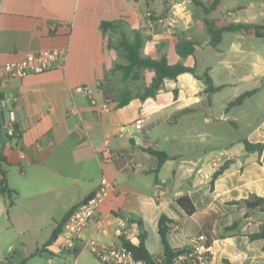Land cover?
<instances>
[{
  "label": "crops",
  "instance_id": "obj_1",
  "mask_svg": "<svg viewBox=\"0 0 264 264\" xmlns=\"http://www.w3.org/2000/svg\"><path fill=\"white\" fill-rule=\"evenodd\" d=\"M260 7L240 6L245 16L227 11L226 19L256 23L261 17L263 22L264 4ZM152 8L174 17L175 27L162 33L147 30L144 13ZM204 17L189 0H0V64L42 49L66 51L62 66L54 62L41 73L0 78V124L13 109L19 130L16 142L7 137L0 142L4 158L0 167L5 170V175L0 171V181L5 177L15 191L12 196L0 194V222L6 229L13 225L19 235H46L29 255L36 254L66 212L91 195L100 177L106 176L115 183L116 192L109 194L97 215L82 228L75 250L59 251L60 231L42 251L53 256L71 254L75 262L88 251L94 256L93 264H98L91 240L120 246L124 236L136 244L141 230L146 233L147 250L159 258L163 244L158 221L165 215L171 220L167 240L172 248L187 247L191 238L204 231L212 241V258L207 264H264V239L248 237L259 231L264 209L248 210L242 202L252 194L264 197V38H251L262 50H251L246 62L250 72L236 79L228 69L223 80L213 79L208 72L214 84L221 86L210 94L202 80L184 72L176 79H164L154 96L141 99L152 79H124L114 69L122 63L123 54L115 37L121 32L131 37L136 31L144 38V56H165L171 64L196 67L197 52L209 47L221 50L228 33H223L216 47L210 44V36L200 43L196 35L201 28L207 30ZM117 20L124 24L111 36L101 30V22ZM233 36L230 45L236 49L239 37ZM185 41L195 43L192 53L178 52L177 44ZM147 48L155 53H146ZM147 70L153 77L154 71ZM84 83L93 87L96 104L73 92L75 85ZM135 84L138 88L131 89ZM251 89L254 92L241 104L229 106ZM220 93L218 106L215 96ZM107 98L109 110H102L100 104ZM202 110L211 111L213 119L209 114L199 117ZM137 119H142L139 129L134 126ZM211 122L214 135L203 133L202 124ZM179 123L183 126L179 136L165 134L164 144L154 138L156 128L170 131ZM220 130L230 134L224 137ZM204 135L206 145L197 146ZM242 138L263 143L262 151H246ZM106 141L113 151L111 160L101 156ZM167 143L174 146H163ZM147 147L170 155L157 173L153 172L157 158ZM227 161L223 172L213 178ZM162 181L163 187L159 185ZM184 195L194 205L191 214L176 203ZM121 218L128 221L126 235L119 230ZM24 247V242L0 246V264H23L27 256L23 258L20 250Z\"/></svg>",
  "mask_w": 264,
  "mask_h": 264
},
{
  "label": "trees",
  "instance_id": "obj_2",
  "mask_svg": "<svg viewBox=\"0 0 264 264\" xmlns=\"http://www.w3.org/2000/svg\"><path fill=\"white\" fill-rule=\"evenodd\" d=\"M195 6H198L202 9L205 17L204 23L208 34L210 36V44L216 47L223 38L224 32H237L244 37L247 38H264V21L261 23H249L239 20H230L223 17H208L212 10H215L220 3L221 0H211L208 4L205 0H189ZM122 21H103L100 24L101 30L105 33H108L109 36L111 34L118 31V29L123 26ZM118 47L123 51V55L126 58L124 63H117L114 69H119L122 71V76L124 79L128 78L130 75L131 70L135 66H140L147 69H152L154 71V76L152 77V81L149 86L144 88L143 94L140 96L141 99H144L148 96H154L157 90L160 88L161 84L163 83L164 79H176L179 74L184 72L191 73L195 78L200 79L205 84V91L213 93L221 88V86H217L214 84L211 76L208 73V69H205L202 72H199L195 65H185L183 63H169L165 56L160 58H152L149 56H144L142 54V47L144 38L140 34V32H134L131 37L126 36L124 32L118 34L116 37ZM194 42L185 41L177 44L178 52H187L192 53L194 49ZM254 92V89L248 90L240 94L236 97L233 101L229 103V106H234L241 104L243 99L246 96L251 95ZM2 95L0 93V99ZM2 117V113L0 111V118ZM3 137H7L11 139L12 137L9 136L6 132V128L4 124H0V142ZM241 141L244 144L246 151H257L261 152L263 149V143H252L248 141L246 138H242ZM147 152L157 158V166L153 170L154 173H157L161 168L163 162L170 158V155L163 150L154 149L152 147L146 148ZM0 161L4 162V158L0 156ZM264 165V160L261 161ZM229 161L222 164L214 173L213 178H216L219 174L223 172L225 167ZM0 171L3 175H5V170L0 167ZM15 191L8 187L5 182V177L0 181V194H4L7 196H12V193ZM243 204L245 205L246 209L253 210V209H264V197L257 196V195H250L248 198L244 199ZM176 203L180 207V209L185 214H191L195 211L194 205L191 202L190 198L187 195L181 196L176 200ZM74 208V207H73ZM71 208L66 212L63 219L59 221L56 227L53 228L47 242L36 251H42L44 246L51 243L55 240L62 229V225H64L68 215L72 211ZM171 220L167 218L165 215H161L158 221V233L160 235L162 244H163V254L162 258L158 259L157 256H154L149 253L145 246V231H139L138 235V242L131 243L128 239L124 236H121L122 244L132 253L135 259L142 260L145 264H171L172 258L181 253L185 250L186 247L183 248H172L167 240V234L170 230L169 223ZM248 237L253 240L256 238H263L264 239V221L262 222L260 229L258 232L251 233ZM228 264H231L227 262ZM100 264V263H98Z\"/></svg>",
  "mask_w": 264,
  "mask_h": 264
},
{
  "label": "built area",
  "instance_id": "obj_3",
  "mask_svg": "<svg viewBox=\"0 0 264 264\" xmlns=\"http://www.w3.org/2000/svg\"><path fill=\"white\" fill-rule=\"evenodd\" d=\"M144 17L146 20L145 27L149 31H153L156 27L161 26L162 28H171L175 26L176 22L174 17L159 19L151 10H147L144 13ZM65 58L66 51L64 49H42L36 52H28L18 61L0 64V78L4 81L12 78H20L28 73H41L51 68L54 62L62 66ZM96 85L99 86L100 82H97ZM72 90L76 94L88 96L91 102L96 104L93 97V87L90 84L75 85ZM109 101L110 99L108 98L103 101L100 104V108L102 110H109ZM16 121L13 109L8 110L3 124L7 134L15 142L19 137ZM141 123L142 119H137L134 123L135 128L139 129ZM100 152L103 160H111L113 157V151L107 141L102 145ZM159 185L163 187V181ZM115 192V183L106 176H101L95 191L80 201L68 215L63 229L60 232L59 251L73 252L75 250L76 240L82 228L97 215L98 208L109 194ZM127 223L128 221L126 219L121 218L119 220L118 226L122 235H126ZM89 245L100 264H145L142 260L135 259L123 244L120 246H112L91 240ZM161 258L162 256L158 259ZM211 258L212 241L209 240L203 231L191 238L185 250L172 258L171 264H207Z\"/></svg>",
  "mask_w": 264,
  "mask_h": 264
},
{
  "label": "rangeland",
  "instance_id": "obj_4",
  "mask_svg": "<svg viewBox=\"0 0 264 264\" xmlns=\"http://www.w3.org/2000/svg\"><path fill=\"white\" fill-rule=\"evenodd\" d=\"M148 1H154V0H146ZM207 4L211 0H205ZM261 4H264V0H221L219 5L217 6L216 10L212 11L210 13V17L218 16V17H224L228 18L226 12L227 11H233L238 14V16H245L247 13L244 8L240 9V6H246V7H251L255 9H261ZM157 8H152V9H147L151 10L157 18L163 19L165 17H170L168 15H165L163 12H157L155 11ZM194 9H196L197 13L199 12L201 15H203L202 9L199 8L198 6L194 5ZM146 10V11H147ZM163 10V9H162ZM165 10V9H164ZM167 11V10H165ZM238 18V17H237ZM241 18V17H240ZM244 18V17H243ZM262 18H256L254 22H262ZM199 22V21H198ZM200 23V22H199ZM176 25V22H175ZM201 25L203 24V20H201ZM175 26L169 28L173 29ZM167 29V28H166ZM166 32L165 27H156L155 28V33H162ZM233 35H238V44L235 45L236 49L232 48L230 45L231 39L234 37ZM209 34L207 30L204 28H201L197 35L196 38L197 40L201 43L203 42L204 39L208 38ZM241 37V38H240ZM116 39V38H115ZM117 40V39H116ZM161 41V40H160ZM255 39L251 38H244L240 36L238 33L236 34L235 32H228L225 35L224 41L221 44V50H215L212 47H209L208 49H204L200 52H197V64L196 67L199 71H203L207 67H211V69L208 71L210 75L213 76V79H218V80H223L226 79V71L228 69H232L234 73V77L238 79L240 76H242L244 73L250 72V64L246 65V62L250 60L251 58V50L255 49L256 51H259L261 47L255 44ZM161 43V42H160ZM114 44H116V41L114 40ZM240 48V49H237ZM262 50V49H261ZM121 53L123 51L120 49ZM264 51V49H263ZM146 53L148 54H154L155 51L152 49L146 50ZM121 58L119 60L124 63L126 61V58L123 54H121ZM171 58V57H169ZM185 62V61H184ZM226 64L232 65V67L227 68ZM230 65V66H231ZM120 73H122L121 70H118ZM151 71V70H149ZM147 69L140 67V66H135L131 72H130V78L129 79H134V81H137L138 79H152V72H149ZM128 82V81H126ZM138 88V85L135 84V86L131 87V89H136ZM140 88V86H139ZM231 87H227L226 90H230ZM222 93L218 94V96H215V100L217 105L219 106L220 104L218 103V98L221 97ZM121 96V95H119ZM214 99V98H213ZM214 101V100H213ZM236 111V110H234ZM263 111V110H260ZM236 114V112H232ZM259 113V112H258ZM209 114V117L212 118L211 116V111L208 110H202L199 112V117H205L206 115ZM230 118V117H229ZM213 119V118H212ZM183 130V126L181 123L178 125L174 126L172 130H168L167 128H156L153 136L156 140H159V143L164 144V136L167 133H175L179 134ZM203 133H210L211 135H214V122H211L210 124H202V129ZM220 133L223 134L222 136H227L230 134H227L225 131L220 130ZM179 136V135H178ZM208 139L205 135L202 136V142L199 143V140L196 142L197 146H202L204 147L207 143ZM161 145V144H160ZM166 147H173L174 145H171L169 143L163 145ZM187 157H191L192 155L187 153ZM8 202L10 203V199H8ZM4 226H7L4 224L2 221L0 222V246L6 245L8 243L12 244H20L21 242L25 243V247L20 250L21 251V256L23 255V258L26 257L25 262L23 264H93L94 262V256L88 252L85 251L83 252L80 257L78 258L77 262L74 261V258L71 254H63V255H49L45 253L44 251H41L42 253H37L34 255H29V252L31 251L32 248L35 247V244H38L39 246L43 242L44 238L46 235H43V232H40L39 234L36 232H30V233H25L24 235H19L17 232H15V228L13 225L9 228L6 229ZM33 225H30V228H32ZM33 231V229H31ZM37 242V243H36ZM5 252V251H4ZM6 254V253H5ZM2 256V255H1ZM50 259V260H49ZM49 260V261H48Z\"/></svg>",
  "mask_w": 264,
  "mask_h": 264
},
{
  "label": "water",
  "instance_id": "obj_5",
  "mask_svg": "<svg viewBox=\"0 0 264 264\" xmlns=\"http://www.w3.org/2000/svg\"><path fill=\"white\" fill-rule=\"evenodd\" d=\"M10 201H12V200H10Z\"/></svg>",
  "mask_w": 264,
  "mask_h": 264
}]
</instances>
